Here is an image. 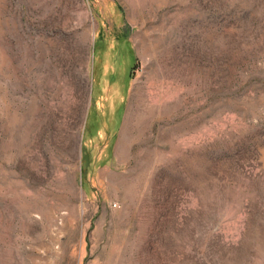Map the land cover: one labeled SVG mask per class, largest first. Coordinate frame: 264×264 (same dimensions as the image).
<instances>
[{
    "label": "rangeland",
    "instance_id": "obj_1",
    "mask_svg": "<svg viewBox=\"0 0 264 264\" xmlns=\"http://www.w3.org/2000/svg\"><path fill=\"white\" fill-rule=\"evenodd\" d=\"M0 264H264V0H0Z\"/></svg>",
    "mask_w": 264,
    "mask_h": 264
}]
</instances>
